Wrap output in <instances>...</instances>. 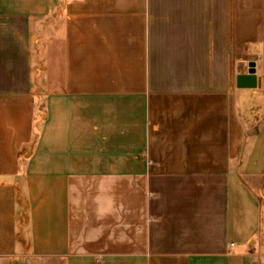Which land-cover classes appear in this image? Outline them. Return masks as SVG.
<instances>
[{"label":"crops","instance_id":"crops-1","mask_svg":"<svg viewBox=\"0 0 264 264\" xmlns=\"http://www.w3.org/2000/svg\"><path fill=\"white\" fill-rule=\"evenodd\" d=\"M263 24L264 0H0V264H264V116L245 149L239 117Z\"/></svg>","mask_w":264,"mask_h":264},{"label":"rangeland","instance_id":"rangeland-1","mask_svg":"<svg viewBox=\"0 0 264 264\" xmlns=\"http://www.w3.org/2000/svg\"><path fill=\"white\" fill-rule=\"evenodd\" d=\"M45 32L46 34H54L53 32L55 31L56 34H59V31L60 29L49 24L46 28H45ZM54 29V31H52ZM260 38H259V41L260 42H263V51H264V24L263 26L261 27L260 29ZM42 46V42L40 44L36 43V38H34L33 40V43H32V50H33V53H36L38 47L37 46ZM47 43H46V47H47ZM52 45V44H50ZM260 46V45H259ZM257 47L253 50L252 52V56L251 58L255 59V61H258V60H261V55H262V50L260 49L261 47ZM261 62V61H260ZM264 63V62H263ZM247 63H245L246 65ZM264 65V64H263ZM38 71L40 70H33V75H34V85H37V84H41L42 83V76L41 77H38ZM44 71V70H43ZM42 71V72H43ZM248 71V70H247ZM49 74V75H48ZM47 81H50L52 82L53 80V72L52 70H49L47 71ZM261 83L264 84V70H263V74H261ZM264 92V90H263ZM250 98H244L242 100V102L239 104V117L241 118V120L244 122L245 120V116H253L254 118L251 119V122L250 124H245L242 122V125L244 126V128L246 129L247 127V135H245V146H244V149L245 147H247L248 143L251 141V138L253 137V135L256 133L257 129H258V126H259V122L261 120V118H263L264 116V101L259 97H254L253 99L249 100ZM239 102H240V99H239ZM246 102L249 104L250 103V108L248 110H246ZM248 108V107H247ZM247 136V137H246ZM243 158V155H239V157L235 160V162L233 163V166L236 168L240 163H241V159ZM257 264H262V260H261V257L259 256V259L257 261Z\"/></svg>","mask_w":264,"mask_h":264},{"label":"water","instance_id":"water-1","mask_svg":"<svg viewBox=\"0 0 264 264\" xmlns=\"http://www.w3.org/2000/svg\"><path fill=\"white\" fill-rule=\"evenodd\" d=\"M256 86H257L256 62L250 61L248 63L247 74L238 75L237 87L238 88H256ZM262 193L264 195V190Z\"/></svg>","mask_w":264,"mask_h":264}]
</instances>
